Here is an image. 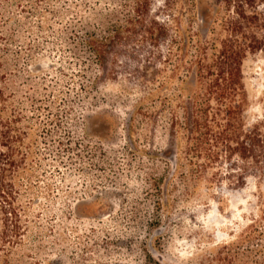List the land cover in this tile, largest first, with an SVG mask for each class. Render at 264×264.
<instances>
[{
    "label": "rangeland",
    "instance_id": "374dc122",
    "mask_svg": "<svg viewBox=\"0 0 264 264\" xmlns=\"http://www.w3.org/2000/svg\"><path fill=\"white\" fill-rule=\"evenodd\" d=\"M48 3L62 15L18 12L20 26L6 27L14 30L4 54L9 90L40 155L22 178L24 235L10 252L0 246V264H206L223 255L255 215L257 181L246 172L236 183L244 163L236 155L208 168L203 158L188 163L185 134L172 132L161 108L163 97L177 109L185 96V61L157 64L166 82L152 111L133 113L131 140L126 123L143 67L119 57L117 79L97 80L86 49L66 38L100 22L118 0ZM242 80L249 127L264 120V51L247 54Z\"/></svg>",
    "mask_w": 264,
    "mask_h": 264
},
{
    "label": "trees",
    "instance_id": "16d2710c",
    "mask_svg": "<svg viewBox=\"0 0 264 264\" xmlns=\"http://www.w3.org/2000/svg\"><path fill=\"white\" fill-rule=\"evenodd\" d=\"M48 1L0 0V246L5 252L24 235L18 202L22 178L40 155L37 140L28 137L21 102L14 101L9 90L4 54L14 30L6 27L11 21L20 26L18 12L62 15L50 9ZM42 2L45 7H40ZM182 19L188 21L185 27ZM43 21L47 28L52 26L48 19ZM77 28L69 30L66 38L72 46L86 49L98 68L95 79L116 80L115 66L121 57L130 59L135 69L143 67L140 73L145 79L138 86L141 97L126 123L131 140L133 113L153 109L159 88L166 82L158 79L164 69L156 68L157 64L166 67L185 61V96L177 97V109L171 107V99L163 97L161 108L168 111L172 132L185 134L188 163L198 166V159L203 158L202 167L208 168L236 155L244 161L237 166L236 183H242L246 172L257 181L254 217L229 244L232 248L225 245L224 254L207 259L206 264H264V120L245 127L247 99L242 80L247 54L264 51V0H118L116 10L92 23L82 35L81 27ZM234 164L229 161L230 167ZM243 244L247 247L240 249Z\"/></svg>",
    "mask_w": 264,
    "mask_h": 264
}]
</instances>
